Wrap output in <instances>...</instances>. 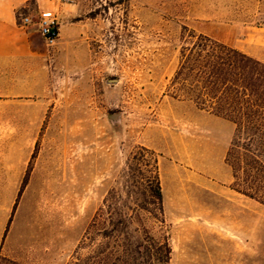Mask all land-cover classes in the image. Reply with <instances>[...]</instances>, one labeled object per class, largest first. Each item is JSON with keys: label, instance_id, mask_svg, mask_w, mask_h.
Wrapping results in <instances>:
<instances>
[{"label": "rangeland", "instance_id": "1", "mask_svg": "<svg viewBox=\"0 0 264 264\" xmlns=\"http://www.w3.org/2000/svg\"><path fill=\"white\" fill-rule=\"evenodd\" d=\"M61 2L77 33L43 88L0 83V264H122L137 238L143 264H264V214L188 177L214 180L234 127L171 97L192 33L264 63V0Z\"/></svg>", "mask_w": 264, "mask_h": 264}, {"label": "trees", "instance_id": "2", "mask_svg": "<svg viewBox=\"0 0 264 264\" xmlns=\"http://www.w3.org/2000/svg\"><path fill=\"white\" fill-rule=\"evenodd\" d=\"M187 40L171 81V88L178 85L171 97L190 101L197 110L234 127L224 157L232 174L230 188L264 206V63L203 34L192 33ZM148 199L162 212L158 184L143 190L136 206L148 212ZM126 246L116 251L113 262L143 264L141 240Z\"/></svg>", "mask_w": 264, "mask_h": 264}, {"label": "crops", "instance_id": "3", "mask_svg": "<svg viewBox=\"0 0 264 264\" xmlns=\"http://www.w3.org/2000/svg\"><path fill=\"white\" fill-rule=\"evenodd\" d=\"M69 11L68 4L61 0H0V83L36 82L43 88L48 76V61L55 57V50L45 43L35 24H18V13L52 15L57 20L60 16L65 23L60 25L57 21L58 41H70L75 37L77 28L67 23L72 15ZM228 168L223 159L216 170L219 174L212 176L214 180L192 172L188 177L201 190L226 203L263 215V209L258 207L262 205L230 188L232 174Z\"/></svg>", "mask_w": 264, "mask_h": 264}, {"label": "built area", "instance_id": "4", "mask_svg": "<svg viewBox=\"0 0 264 264\" xmlns=\"http://www.w3.org/2000/svg\"><path fill=\"white\" fill-rule=\"evenodd\" d=\"M18 24L21 26H28L35 24L39 34L44 39L48 46H52L58 39V23L55 16L40 15L36 16L32 13L22 12L17 16Z\"/></svg>", "mask_w": 264, "mask_h": 264}, {"label": "water", "instance_id": "5", "mask_svg": "<svg viewBox=\"0 0 264 264\" xmlns=\"http://www.w3.org/2000/svg\"><path fill=\"white\" fill-rule=\"evenodd\" d=\"M109 83L116 84L117 83V80H111V81H109ZM112 119H114V117H112Z\"/></svg>", "mask_w": 264, "mask_h": 264}]
</instances>
